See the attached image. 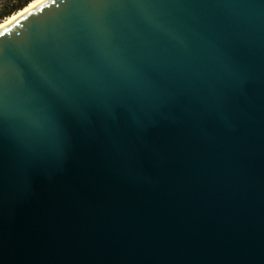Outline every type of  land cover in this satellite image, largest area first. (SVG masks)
<instances>
[{
  "label": "water",
  "instance_id": "1",
  "mask_svg": "<svg viewBox=\"0 0 264 264\" xmlns=\"http://www.w3.org/2000/svg\"><path fill=\"white\" fill-rule=\"evenodd\" d=\"M0 264H264V0L0 32Z\"/></svg>",
  "mask_w": 264,
  "mask_h": 264
},
{
  "label": "trees",
  "instance_id": "2",
  "mask_svg": "<svg viewBox=\"0 0 264 264\" xmlns=\"http://www.w3.org/2000/svg\"><path fill=\"white\" fill-rule=\"evenodd\" d=\"M35 0H0V25L27 9Z\"/></svg>",
  "mask_w": 264,
  "mask_h": 264
},
{
  "label": "bare ground",
  "instance_id": "3",
  "mask_svg": "<svg viewBox=\"0 0 264 264\" xmlns=\"http://www.w3.org/2000/svg\"><path fill=\"white\" fill-rule=\"evenodd\" d=\"M49 1L48 0H35L27 9H25L24 11L14 15L13 17L3 22L0 25V32L14 26L17 23V21H19L21 18L34 12L35 10L41 8L42 6L46 5Z\"/></svg>",
  "mask_w": 264,
  "mask_h": 264
},
{
  "label": "rangeland",
  "instance_id": "4",
  "mask_svg": "<svg viewBox=\"0 0 264 264\" xmlns=\"http://www.w3.org/2000/svg\"><path fill=\"white\" fill-rule=\"evenodd\" d=\"M49 1V0H48Z\"/></svg>",
  "mask_w": 264,
  "mask_h": 264
}]
</instances>
